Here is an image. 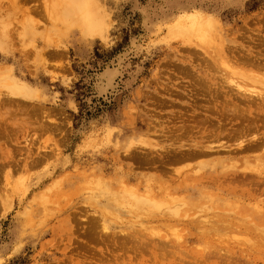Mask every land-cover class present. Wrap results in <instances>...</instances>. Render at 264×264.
<instances>
[{"label": "rangeland", "instance_id": "374dc122", "mask_svg": "<svg viewBox=\"0 0 264 264\" xmlns=\"http://www.w3.org/2000/svg\"><path fill=\"white\" fill-rule=\"evenodd\" d=\"M0 264H264V0H0Z\"/></svg>", "mask_w": 264, "mask_h": 264}, {"label": "bare ground", "instance_id": "6f19581e", "mask_svg": "<svg viewBox=\"0 0 264 264\" xmlns=\"http://www.w3.org/2000/svg\"><path fill=\"white\" fill-rule=\"evenodd\" d=\"M7 120V119H6ZM204 121H207L205 118L203 119ZM188 125V124H187ZM196 125V124H195ZM200 125H201V123H200ZM182 126H184V125H182ZM190 126H194V125H190ZM201 126H203V125H201ZM206 127V126H205ZM195 128V127H194ZM184 129V127H181L179 130H183ZM200 129V128H199ZM198 129V130H199ZM192 130V129H191ZM239 131V130H238ZM242 131V130H241ZM195 132H196V130H195ZM187 133V132H186ZM196 133H198V132H196ZM241 133V132H240ZM195 134V133H194ZM193 135V134H192ZM210 135V134H209ZM241 135H243V134H241ZM197 136H200V135H197ZM211 136H213L212 134H211ZM218 136V135H217ZM198 142H200V140L198 141ZM197 142V145H196V143L194 144V145H192V151L190 152V154H193L194 156H198V155H200V154H203V153H205V152H203V147L201 146V145H199V143ZM173 149H175V148H173Z\"/></svg>", "mask_w": 264, "mask_h": 264}, {"label": "crops", "instance_id": "0c3cea01", "mask_svg": "<svg viewBox=\"0 0 264 264\" xmlns=\"http://www.w3.org/2000/svg\"><path fill=\"white\" fill-rule=\"evenodd\" d=\"M84 35H86V34H84Z\"/></svg>", "mask_w": 264, "mask_h": 264}]
</instances>
